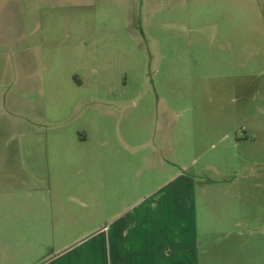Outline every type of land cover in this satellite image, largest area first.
Listing matches in <instances>:
<instances>
[{
  "label": "rangeland",
  "instance_id": "1",
  "mask_svg": "<svg viewBox=\"0 0 264 264\" xmlns=\"http://www.w3.org/2000/svg\"><path fill=\"white\" fill-rule=\"evenodd\" d=\"M3 101L0 234L21 212V264L177 170L197 264H264V0H0Z\"/></svg>",
  "mask_w": 264,
  "mask_h": 264
},
{
  "label": "crops",
  "instance_id": "2",
  "mask_svg": "<svg viewBox=\"0 0 264 264\" xmlns=\"http://www.w3.org/2000/svg\"><path fill=\"white\" fill-rule=\"evenodd\" d=\"M1 104L0 114H4V101ZM121 143L131 151L140 147ZM194 191L193 178L177 170L141 202L123 209L77 245L52 248L25 264H197ZM20 213L1 215L7 216L8 226L0 234V264H21V253L13 248Z\"/></svg>",
  "mask_w": 264,
  "mask_h": 264
},
{
  "label": "flooded vegetation",
  "instance_id": "3",
  "mask_svg": "<svg viewBox=\"0 0 264 264\" xmlns=\"http://www.w3.org/2000/svg\"><path fill=\"white\" fill-rule=\"evenodd\" d=\"M113 107H115V108H116L115 104H114V106H113ZM118 108H119V109H121V107H120V106H119ZM148 143H149V144H151V142H148Z\"/></svg>",
  "mask_w": 264,
  "mask_h": 264
}]
</instances>
